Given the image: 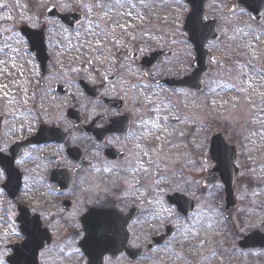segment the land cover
<instances>
[{"label":"flooded vegetation","instance_id":"af4514ba","mask_svg":"<svg viewBox=\"0 0 264 264\" xmlns=\"http://www.w3.org/2000/svg\"><path fill=\"white\" fill-rule=\"evenodd\" d=\"M13 29L27 72L0 98V264L39 247L37 264H159L175 233L153 246L159 213L142 193L159 172L156 97L203 95L223 63L255 75L264 0H27ZM177 250V264L214 256Z\"/></svg>","mask_w":264,"mask_h":264},{"label":"rangeland","instance_id":"374dc122","mask_svg":"<svg viewBox=\"0 0 264 264\" xmlns=\"http://www.w3.org/2000/svg\"><path fill=\"white\" fill-rule=\"evenodd\" d=\"M13 20L27 23V0H0V66L12 75L11 81H0V98H4L5 85L14 88L27 72V52L13 29ZM260 38L256 45L264 43V36ZM256 49L261 52L256 56L262 60L252 64L257 70L252 77L243 78L236 67L223 63L207 78L203 95L181 91L156 97L160 101L152 131L160 132L155 145L159 172L143 177L142 193L144 201L158 209L159 232L169 224L175 233L171 243L159 250V264H177L171 254L181 247L191 248L192 254L213 252L214 256L205 258L203 264H250L247 253L234 257L239 248L224 220L222 185L202 187L205 170L215 166L205 161L215 130L238 154V229L243 234L255 230L264 233V47ZM174 192L194 200L197 210L181 218L165 201L166 195ZM217 248L221 250L218 255ZM255 254L254 263L263 264Z\"/></svg>","mask_w":264,"mask_h":264},{"label":"water","instance_id":"95a60500","mask_svg":"<svg viewBox=\"0 0 264 264\" xmlns=\"http://www.w3.org/2000/svg\"><path fill=\"white\" fill-rule=\"evenodd\" d=\"M27 36V32H25ZM198 62H201V58H198ZM198 74H196L197 76ZM196 76L191 79L190 85L193 89L196 88V83L198 80ZM169 83V82H166ZM236 160V155L233 151V148L228 147L223 138L221 137L218 131H215L212 135L210 142V151L208 154L207 161H212L216 164V167L212 171H207L206 176L203 181V186L208 187L214 183H222L224 186V199H225V219L233 228L235 236H239L236 225L233 222V213L237 210V204L235 201V190L234 183L238 177L239 171L234 166V161ZM167 201L170 205H175L181 216L188 215L191 211L195 210L193 202L186 199L185 197L175 194L167 198ZM172 229L168 228L167 234L170 235ZM167 235V236H168ZM165 236H162L158 239H155V244H160L164 241ZM241 248H264V234L255 231L252 234L243 238L242 241L238 244ZM24 245L20 247L23 248ZM39 248L32 250L31 254L27 256V261L19 255L20 252L15 254L13 260L10 261V264H37V251ZM102 255L98 259H101ZM90 264L93 263V257L89 256ZM27 262V263H26Z\"/></svg>","mask_w":264,"mask_h":264}]
</instances>
